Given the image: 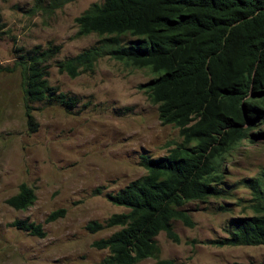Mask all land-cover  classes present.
<instances>
[{
	"label": "trees",
	"instance_id": "trees-1",
	"mask_svg": "<svg viewBox=\"0 0 264 264\" xmlns=\"http://www.w3.org/2000/svg\"><path fill=\"white\" fill-rule=\"evenodd\" d=\"M69 1L50 0L48 6L59 8ZM73 21L75 37L95 34L98 39L55 61L57 71L69 78L92 74L104 56L131 68H147L152 77L137 88L156 106L159 123L173 126L180 137L162 156L140 155L143 174L105 193L111 204L125 210L85 225L89 232L117 227L91 242L95 249L106 250L95 264H136L146 258L154 264H177L159 257L155 236L162 231L178 243L172 220L194 225L182 206L228 195L222 188L224 159L243 141L264 140L259 128L264 123V0H101L90 3ZM57 51L17 47L12 64H0V73L20 74L23 115L31 131L36 125L33 103L66 112L78 103L77 97L47 80L48 62ZM239 184L250 190L251 214L230 217L225 236L204 243L264 245V171ZM34 199L33 188L21 182L4 203L25 210ZM63 213L56 209L43 222ZM8 225L44 236L41 224L26 218Z\"/></svg>",
	"mask_w": 264,
	"mask_h": 264
},
{
	"label": "rangeland",
	"instance_id": "rangeland-1",
	"mask_svg": "<svg viewBox=\"0 0 264 264\" xmlns=\"http://www.w3.org/2000/svg\"><path fill=\"white\" fill-rule=\"evenodd\" d=\"M71 0L59 8L50 0H0V64L10 66L14 49L57 47L48 62L47 80L78 103L69 112L59 106L32 104L36 123L27 128L23 115L18 70L0 73V264H95L106 255L91 242L117 227L89 232V221L102 223L124 211L105 197L143 174L140 155L162 156L180 141L177 129L161 125L156 106L137 85L152 74L106 56L97 60L92 74L69 78L57 71L55 61L94 45L95 34L75 37L74 17L90 3ZM128 37H124L127 40ZM264 130V123L260 125ZM243 141L224 159L222 188L228 195L205 202L190 201L182 208L194 225L172 220L178 243L159 232V257L177 264H264V245L214 246L205 240L225 236L232 216L249 215L250 190L239 184L264 171V140ZM32 187L33 203L16 210L4 203L19 183ZM226 209H219V206ZM56 209L61 217L43 222ZM40 223L43 237L29 235L8 224L15 219ZM136 264H154L146 258Z\"/></svg>",
	"mask_w": 264,
	"mask_h": 264
}]
</instances>
